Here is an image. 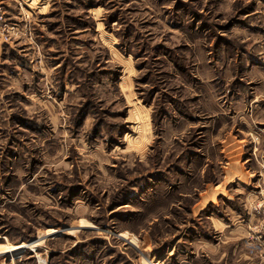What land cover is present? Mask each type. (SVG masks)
<instances>
[{"label": "rangeland", "instance_id": "rangeland-1", "mask_svg": "<svg viewBox=\"0 0 264 264\" xmlns=\"http://www.w3.org/2000/svg\"><path fill=\"white\" fill-rule=\"evenodd\" d=\"M0 264H264V0H0Z\"/></svg>", "mask_w": 264, "mask_h": 264}, {"label": "crops", "instance_id": "crops-1", "mask_svg": "<svg viewBox=\"0 0 264 264\" xmlns=\"http://www.w3.org/2000/svg\"><path fill=\"white\" fill-rule=\"evenodd\" d=\"M220 192H221V191L216 192V193L214 194V197H213V198H215L216 194H217V193H220ZM207 201H208V200H207Z\"/></svg>", "mask_w": 264, "mask_h": 264}]
</instances>
